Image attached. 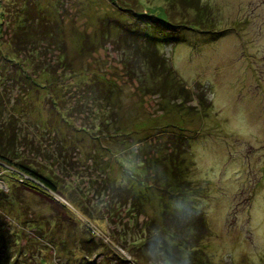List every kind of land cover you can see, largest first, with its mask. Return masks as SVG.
I'll use <instances>...</instances> for the list:
<instances>
[{"label":"rangeland","instance_id":"obj_1","mask_svg":"<svg viewBox=\"0 0 264 264\" xmlns=\"http://www.w3.org/2000/svg\"><path fill=\"white\" fill-rule=\"evenodd\" d=\"M51 1L63 9V18L60 14L59 18L65 40L60 50L66 55V68L54 63L61 73L56 71L46 80L28 70L39 84L27 95L18 82L11 81L13 67L0 59V87L9 94L4 96L6 104L15 103L18 129L27 138L21 146L22 155L58 181L60 189V193L45 194L17 188L9 177L20 178L13 168L0 167L2 219L14 221L18 233L29 235L34 229L42 241L41 252L32 255L28 250V264H41V258L46 264L82 258L95 264H119L118 256L133 260L130 254L144 238L147 246L157 243L155 251L145 249L146 256H141L144 264H170L159 251V243L169 247L173 243L174 257L182 264H193V250L172 238L171 230L165 228L175 225L161 214L164 210L174 212L173 206L178 213L190 205L196 208L188 210L187 217L197 218L200 227L194 230L201 234L196 252L201 264H264V0H201V6L208 5L215 34L200 30L201 23L195 21L196 11L189 3L193 0ZM9 3L3 5L8 10L6 20L14 12ZM182 4L191 17L190 28L168 26L160 32L156 18L164 21L166 7L180 8ZM129 11L143 14L136 17L143 24L135 22L152 24L160 35V52L168 57L189 91L185 100H167L160 93L140 91L139 83L126 73L124 53L115 39L119 25L134 23ZM165 21L186 25L187 19ZM105 24L112 37L107 40L101 37ZM173 35L178 38L173 40ZM5 46L0 42L1 50ZM40 55L42 62L56 58L48 47ZM92 79L103 88L97 96L90 94L86 84H94ZM200 89L212 103L204 109L198 101ZM33 141L46 149V154L38 146H27ZM167 141L176 145L170 149L180 163L176 170L181 169L182 179L188 183L184 199L173 192H158L156 179L146 177L154 192L142 200L141 209L133 213L129 204L130 214L115 216L110 195L105 197L103 188L96 191L93 183L97 178V184L102 183L105 173L119 179L127 171L126 181L135 186L142 178L136 176L138 162L139 171L146 169L148 173V167L141 163L144 157L139 145L163 146ZM37 150L43 157L35 153ZM156 153L146 155L154 159L156 173L170 174L159 160L168 153ZM65 196L75 198L80 208L72 204L81 212L73 210ZM85 210L94 216L88 217L90 222L82 213ZM196 211L202 214L204 226ZM129 218L128 226H123ZM86 223L97 228V236L103 233L99 239L107 243L93 256L80 247L84 238L91 237ZM40 232H47L46 239Z\"/></svg>","mask_w":264,"mask_h":264},{"label":"trees","instance_id":"obj_2","mask_svg":"<svg viewBox=\"0 0 264 264\" xmlns=\"http://www.w3.org/2000/svg\"><path fill=\"white\" fill-rule=\"evenodd\" d=\"M6 2H10L8 8L10 5H12L10 9H14V12L11 14L12 17L7 18V20L5 15L6 11L8 10H6V8L3 6ZM189 3H191L196 11L195 21L201 23L200 30L215 34L216 30L214 29V21L210 19L208 14V5L204 4L203 6H201V0H193V2ZM51 4L52 1L50 2V0H0V38H2L0 42L6 45L4 49L1 50L0 48V59L1 61L5 62L4 64L6 66L9 65L10 67H13L12 69H14V74L11 77V81L18 82L22 89H25L24 92H26L27 95L30 91H33V85L36 86L37 84H39L37 83L36 79L32 77L33 75L30 74L28 70H33V74L35 71L38 72V74L40 73V78L44 77V79L46 80L50 77L51 74H55L57 71L54 63L61 64L63 69L66 68V65L64 64L66 62V55L62 50H60L63 48V43L61 42L65 40L64 30L60 27L61 18H63L61 12L63 9L62 7H57V4ZM133 6L136 7L135 4H133ZM184 6V4L180 5V8L170 6L166 7L167 9H165L164 11L162 7L161 10L164 13L163 16H165V20L174 22L173 20L180 17L183 19H187L186 25L184 23H167L165 20L161 21L156 18V21L160 23V27H158V30L168 26H172L174 28H177L178 30L182 29V27L190 28L189 21H191V17L186 12ZM129 13H131V17H134V23L129 25L123 23L121 24L122 26L119 25V36H117L115 39L118 48H120L124 53L122 64L126 68V73L129 74V77L132 80L134 79L139 83L138 87L140 88V91L142 90L144 92L160 93V95H162V98H165L167 100L169 98L176 99L177 97L185 100L189 96V91L182 84L181 77L178 76V72L175 70L173 64L170 63L168 57L160 52V48L157 42V39H160V35L156 34L154 30L155 28H152L151 23L150 26L149 23H147L148 25L144 24L142 26L143 21L141 20V18L137 19L136 17L142 16L143 14L136 13L135 11H129ZM59 14L61 15V18H59ZM135 20H138L142 24L140 25L139 23H136ZM209 23L212 25L210 27L206 26V24ZM114 26L116 27V25ZM104 27L102 28V31L104 33L101 34V37L102 39L107 40V38L111 37V31L107 30L106 24L104 25ZM130 27L132 28V30L127 33V29H129ZM159 31L162 32L163 30ZM154 36H156L155 39ZM166 36L167 34H165V39H167ZM173 37L174 38L172 39L175 40L178 38V35H173ZM58 44H60L61 48L59 47V49H54L56 48V46H58ZM47 47L48 50L53 52L56 57L54 60H52V62H48V60L42 62L44 57L41 56L40 53ZM55 50L58 51V53H56ZM58 72L61 73L60 70L57 71V73ZM104 79L105 78L103 77V79L101 80ZM3 82H5V80H3ZM92 82L94 84H86L91 89L90 94L97 96L96 94L100 93L103 88L102 86H99V81L92 79ZM1 87L0 167L2 168V165H6L10 168H13V170L15 171L14 175H17L20 178L17 177L15 179L12 175L9 177L11 178L13 185L17 188L26 187L27 189H30L32 191L34 190L37 193L40 192L45 194H49L48 191L60 193L58 181L56 182V180L52 176L48 175L44 170L34 167L33 163L26 160L22 155L23 151H21V146L23 143H26L27 138L22 136V133L18 129L19 121L14 115L15 111H18L17 107H15V103L9 102L8 104H6L4 96L9 97V94L3 93ZM197 96L199 97V104L203 106V109L211 106V100L206 96V93H204L202 89L198 90ZM8 110H12L13 112L7 113ZM21 110L22 108H20V111ZM173 126L174 123L171 125H167V127H169L168 129H171V127ZM138 143L139 142H137V144ZM172 145L173 144H171L169 141H167V144L163 146H153L148 144L139 145V152L144 157V160H142L141 163H143V166L146 165L148 167V173H146V169H140L139 171L140 164L138 162L136 164L137 167H135L136 176L141 175L142 178L134 182V184H136L135 186L133 185V183H130L129 185L126 181L127 171H124L121 175V178L119 179L111 177V173H105L107 177L103 178L102 183H100L99 185L97 184V178V181L93 183V187H95L96 189L98 188L96 191H100L103 188V192L105 193V195L104 193L103 195L105 197H108L110 195V202L112 203L113 201V205H115V216H119L124 213L130 214V206H133L134 208L133 213L138 212V210L141 209L143 205L142 200H147L149 195H152V193L154 192L153 185L148 184L147 180L145 179L146 177L148 179H156L155 185H158V192L165 194L167 192L170 194L171 192H173L178 198L182 200L184 199L185 194L188 191V183L184 181V179H182L181 169L176 170L177 167L180 168V163L177 157L174 156V153L170 150L176 147L175 144V147H173ZM27 146L35 148L38 145L35 143V141H33L30 143V145L27 143ZM38 149H40L39 146ZM40 150L46 154V149L41 148ZM40 150H37L35 153L40 154L41 156ZM135 151L137 152V150ZM151 151L154 153L157 152L156 154L158 155H161L163 152L168 153L162 154V157L159 160L166 166V171L170 172V174H172L173 176H170V174L162 176L160 173H156L157 171H155L154 168H157V166H155L153 164L154 161H152L154 159L152 157L148 158L146 156L147 154H150ZM158 155H156V157H158ZM163 172L165 173V171ZM170 178H173L174 181L170 180ZM162 182H164L163 187ZM3 189H0V191H2ZM83 194L85 196L87 195L84 192ZM50 196L53 198L52 195ZM65 197L73 210L81 212L73 205L75 204L77 207H79V204H77V200L75 198H73L72 196ZM131 203L133 204L131 205ZM64 206L67 207V205L65 204ZM172 208H174V212H170L169 210L161 211V214L169 218L175 225L174 228L169 225V227H166L165 230H171L169 232H171V236L172 238L174 237L175 241H178L181 244L185 245L190 251L193 250L192 252L194 255L192 254L190 256L191 262L193 264H201L200 258L196 254L200 246L199 244L198 246L197 243L200 242L201 234L199 231L196 232V230H194L196 228L200 229L197 224L198 219L195 217L188 219L187 217L188 210L195 211L196 207L192 205L185 206L183 210L178 213L176 212L177 207L173 206ZM68 209L71 210L69 207ZM196 212L200 214L202 226H204L202 214L199 211ZM82 213L84 217L87 218L88 222H90V217H94L92 216V213L86 210ZM133 216H135V214ZM130 219L131 218H129L127 221H123L122 225L128 226V221H130ZM13 222L14 221L11 220L7 223L2 219V216L0 214V264H28V260L26 258L27 253L29 252L28 250H30L32 255H35V252H41L42 241L41 239H39V237H37L34 229L33 231L31 229H25L26 231L29 230L31 232V234L29 235H26L25 231L18 233L17 230H14ZM88 224L89 223H86V225ZM89 225L88 227H90V230H88L91 234V237L84 238L80 243V247L83 249V252L85 254L88 253L89 256H93L96 250L101 249L103 246L105 247L107 243L103 238L99 239V237H103V233L102 236H97V228L94 225ZM185 227H187L186 230ZM45 233L41 234L40 232V234H38L42 239H46L47 234ZM95 238L98 240H96ZM23 240L24 242H26V244L22 243ZM94 240H96V242ZM141 240L142 241H139L140 243H138V245H135L136 249H134L133 254L130 252L133 260L129 259L127 261L118 256L116 260L119 262V264H144L141 256H146L145 249H147V247H150L149 251L153 252L156 249L155 244L157 243L147 246L146 244L148 243V240L146 238ZM164 244L159 243L158 246L159 251H161L166 262L170 264H182L180 262V258L174 257V255L171 253V249L174 248L175 245L171 243V247H169L168 245ZM175 244L177 243L175 242ZM137 246L140 248H137ZM142 252L144 253L142 254ZM184 256L183 258H186ZM187 259L185 260L187 261ZM45 262L46 261L41 258L40 263L46 264ZM65 264L95 263L88 262L87 259L82 258L77 259L74 262L67 261V263Z\"/></svg>","mask_w":264,"mask_h":264}]
</instances>
